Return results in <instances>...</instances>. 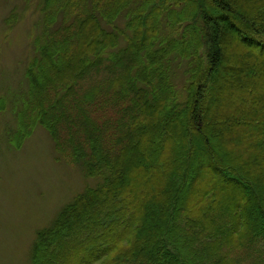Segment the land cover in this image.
<instances>
[{"label":"trees","instance_id":"16d2710c","mask_svg":"<svg viewBox=\"0 0 264 264\" xmlns=\"http://www.w3.org/2000/svg\"><path fill=\"white\" fill-rule=\"evenodd\" d=\"M41 12L10 141L41 124L103 181L38 231L31 264H264V0H43ZM101 75L103 97L90 82ZM108 113L120 124L92 120Z\"/></svg>","mask_w":264,"mask_h":264},{"label":"rangeland","instance_id":"374dc122","mask_svg":"<svg viewBox=\"0 0 264 264\" xmlns=\"http://www.w3.org/2000/svg\"><path fill=\"white\" fill-rule=\"evenodd\" d=\"M41 6L43 0H0V99H7L5 108L0 110V264H31L32 248L38 231L49 226L61 209L78 194L103 181L99 176H89L80 162L66 158L57 149L51 133L41 124H37L22 140L16 139L19 145L10 141L9 130L16 132L19 127L13 103L17 104L23 92L29 88L26 72L36 57L35 40L43 30L44 15ZM220 12L222 10L215 11L217 18H222ZM126 22V17L122 15L117 25L126 34H130ZM210 28L213 29L212 26ZM233 30L237 31L236 25H233ZM170 31V25L163 22L161 35H171ZM240 39L247 47L252 46L243 35H240ZM126 45L127 37L121 36L116 50ZM173 67V71L177 73L176 87L181 90V76H184L186 65L174 63ZM90 82L102 92V97L112 92V87L105 85L102 75ZM78 93L82 98L81 89H78ZM52 96L53 90L47 89L48 99ZM107 101L104 99V102ZM51 104L50 100L49 106ZM70 104L71 101L65 103L64 107ZM104 104L111 105L99 100L96 102L99 106L95 107L102 108ZM61 109L64 113L63 108ZM125 110L126 107L120 105L114 112ZM63 116L65 115L57 113L60 137L71 140L68 134L70 124L68 120L66 124L62 122ZM92 120L98 126H103L106 122L116 126L121 122L112 113ZM128 132L129 129L117 138L123 139ZM126 145L124 142L123 146ZM154 153L155 150L150 156ZM201 188L203 187H199ZM132 200L133 197H130L126 201ZM228 210L229 207L209 216L213 226L225 223V218L230 214ZM154 212L157 213V210ZM204 215L206 214L203 213ZM155 227L156 224L152 222L150 229L153 231ZM182 236L187 238V229H183Z\"/></svg>","mask_w":264,"mask_h":264}]
</instances>
